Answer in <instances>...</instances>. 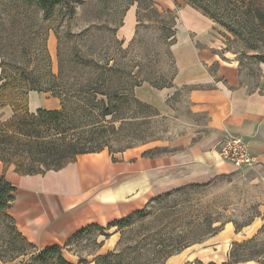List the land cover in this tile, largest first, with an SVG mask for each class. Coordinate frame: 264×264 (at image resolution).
Instances as JSON below:
<instances>
[{
	"label": "rangeland",
	"instance_id": "obj_1",
	"mask_svg": "<svg viewBox=\"0 0 264 264\" xmlns=\"http://www.w3.org/2000/svg\"><path fill=\"white\" fill-rule=\"evenodd\" d=\"M208 1L58 0L42 8L38 0H0V84L8 83L6 91L30 112L38 103H30L32 91L56 97L58 109L64 104L72 110L84 102L87 84L97 78L85 73V65L113 66L116 71L104 83L108 94H98L94 101L103 98L115 109L95 132L85 131L84 140L103 144L102 150L112 157L139 145L148 146L151 155L172 151L178 137L202 123L203 117L189 109L188 87H176L167 99L172 111L165 114L139 100L135 90L144 83L172 85L173 48L186 26L185 14L196 11L212 24L223 57L235 61L242 81L250 87L264 82V31L235 1L210 3L215 15L206 11ZM46 86L50 90L30 89ZM56 90L62 94L57 96ZM97 105L95 113L102 104ZM38 106L53 108L49 101ZM13 112L10 103L0 105V119ZM245 172L155 194L118 218L131 216L123 223L89 225L59 245V252L27 245L6 209L0 212V264H166L168 257L206 241L225 223L241 230L258 215L261 226L249 238L233 241L231 259L264 262V211L258 208V201L264 200V180L252 183Z\"/></svg>",
	"mask_w": 264,
	"mask_h": 264
},
{
	"label": "crops",
	"instance_id": "obj_2",
	"mask_svg": "<svg viewBox=\"0 0 264 264\" xmlns=\"http://www.w3.org/2000/svg\"><path fill=\"white\" fill-rule=\"evenodd\" d=\"M184 16L186 26L173 48L172 85L162 89L144 83L135 90L139 100L165 114L172 111L167 99L176 87H188L189 109L203 118L199 129L176 139V149L151 155L148 146L139 145L113 157L106 150L83 153L61 169L33 174H19L13 164L4 171L0 160V178L14 187L7 213L36 249L66 244L81 229L104 226L178 185L204 184L238 171L250 173L252 183L264 180V82L250 87L242 81L235 61L223 57L212 24L196 11ZM56 99L44 92L29 94L30 103L38 100L35 108L40 101L56 108ZM229 136L247 142L255 157L252 166L238 168L220 157L219 145ZM258 208L264 211V200ZM258 216L241 230L225 223L206 241L168 257L166 264H264L257 258L233 262L230 257L233 241L249 238L261 226Z\"/></svg>",
	"mask_w": 264,
	"mask_h": 264
},
{
	"label": "trees",
	"instance_id": "obj_3",
	"mask_svg": "<svg viewBox=\"0 0 264 264\" xmlns=\"http://www.w3.org/2000/svg\"><path fill=\"white\" fill-rule=\"evenodd\" d=\"M38 1L42 8H46L47 5L51 4L53 6L58 2V0ZM233 1L238 3L241 8H245L253 17L256 26L264 31V0ZM210 3L217 5V2L215 0H209L205 4L206 11H210L215 15V7ZM85 68L86 74L97 78L100 76V79L95 78L94 84L93 82L87 84L85 93L88 95L84 97V102L72 110H69L71 107L69 108L62 104L63 106L59 109L37 108L35 112H30L27 108L20 107L19 104H16L17 96L14 93H8L6 91L7 87L10 86L8 83L3 82L0 84V105L10 103L14 107V112L9 118L4 120L0 119V160L3 162L4 171L10 164L15 166V170L19 174L43 173L50 169L58 170L68 163L75 161L79 154L96 152L104 148L103 144L98 143L94 145L93 142L84 140L86 137L84 133L85 131L90 133L95 132L104 117L111 114L113 109H115L109 103L106 104L103 98H100L98 101L94 100L98 94H108L104 88V83L107 80V76L114 73L116 68L113 66H100L96 68L92 67V65L91 67L85 65ZM110 81L108 80V83ZM153 86L162 88L166 85ZM167 86H170V84ZM53 87L54 84H52V90L54 89ZM30 89L48 91L50 87L46 86L45 89L33 87ZM57 92L60 91L56 90L55 94L57 96L62 94L61 92ZM97 103H101L102 105L98 108L100 109L99 112L95 113V108L98 107ZM67 123L68 125H66ZM13 191L14 187L4 177H1L0 212L5 211L9 207L13 199ZM129 217L131 216L129 215L125 218L115 220L113 223H109V225H119ZM89 227L81 229L77 234H81ZM18 235L26 241L27 245L33 247V244L25 240L19 232ZM43 250L46 253L49 251L59 252L60 246L53 245ZM232 254L234 252L230 250V257ZM246 259L231 260L238 262Z\"/></svg>",
	"mask_w": 264,
	"mask_h": 264
},
{
	"label": "built area",
	"instance_id": "obj_4",
	"mask_svg": "<svg viewBox=\"0 0 264 264\" xmlns=\"http://www.w3.org/2000/svg\"><path fill=\"white\" fill-rule=\"evenodd\" d=\"M220 157L234 166L250 167L255 161L247 142L238 136L226 137L219 145Z\"/></svg>",
	"mask_w": 264,
	"mask_h": 264
}]
</instances>
